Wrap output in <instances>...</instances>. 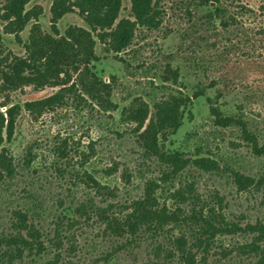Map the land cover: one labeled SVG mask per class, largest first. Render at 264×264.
<instances>
[{"label":"rangeland","instance_id":"374dc122","mask_svg":"<svg viewBox=\"0 0 264 264\" xmlns=\"http://www.w3.org/2000/svg\"><path fill=\"white\" fill-rule=\"evenodd\" d=\"M54 1L29 0L25 11H36L38 16L31 17L19 32H15L16 25L10 29L7 22L0 19V113L5 115L9 107L20 106L13 136L9 142L4 139L2 146L12 158L17 173L2 187L0 230L8 227L13 211H27L36 227L47 234L44 240L50 246V254L37 262L46 264L53 261L57 252L48 242L57 218L74 217L80 223L63 235L69 236L75 253L65 254L64 241L59 251V264H104L101 258L112 251V241L103 236L104 226L96 217L92 216L82 224L83 217L72 213L74 206L88 202L89 198L95 208L123 203L140 197L148 182L156 184L154 196L161 206L170 210L176 207L170 197L172 192L192 184L194 193L200 198L207 199L215 192L223 197L224 212L229 221L241 227L257 220L264 221V190L250 188L237 192L229 179L230 173L225 170L228 166L230 172L234 170L257 179L264 172V158L252 155L238 129L214 126L205 99L211 98L229 113L241 107L249 130L260 137L259 142L264 139V13H261L264 12V0H219V5L227 6L236 16L238 25L227 30L222 29L218 20L202 17L206 8L200 7L199 0L159 1V28L136 27L130 47L117 56L98 43L95 38L98 30L85 23V13L80 8L84 6L82 0L77 1L78 5L70 2L71 10L52 24L50 10ZM119 1L121 5L114 25L119 20L134 21L129 0ZM155 1L151 0V4ZM6 3L7 0H0V15ZM215 6V1L210 0V7ZM240 8L252 10L255 15L241 17ZM34 25L41 34L53 38L64 36L70 27L91 33L96 41L94 52L97 57L93 71L103 84L111 86L110 100L114 109L104 110L91 102L78 85L77 73L71 74L67 85L74 83L76 88L65 95L59 106L31 114L23 108V104L50 97L61 88L31 84L9 89L4 83V74L9 70L7 66L14 58H30L25 46L29 44ZM248 29L252 31L249 33ZM201 64L205 70L200 68ZM167 67L179 70L176 85L162 83ZM211 81L216 83L214 88L210 87ZM196 87L204 90L205 97L193 101L191 116H186L174 136L160 142L161 151H178L189 160L209 158L225 172L212 176L188 165L177 176L168 179L164 174L170 171L169 165L155 154H144L145 147L137 142L134 125L124 122L121 112L136 98L148 103L152 112L153 104L166 99L169 94L189 93ZM62 143L66 144L63 157L56 150ZM90 145L93 155L89 153ZM28 152L33 161L29 170H23ZM82 154H89V157ZM112 165H116V171L107 175L105 170ZM83 173L107 186L115 197L101 196L74 177L76 174L83 177ZM124 174L129 176V182ZM174 234L178 235L177 232ZM188 240L193 239L190 236ZM251 240L252 235L218 237L216 245L209 251L207 264H256V258L243 256L238 250ZM151 246L150 240L143 241L128 253H121L111 264H152ZM200 256L197 255V262Z\"/></svg>","mask_w":264,"mask_h":264},{"label":"trees","instance_id":"16d2710c","mask_svg":"<svg viewBox=\"0 0 264 264\" xmlns=\"http://www.w3.org/2000/svg\"><path fill=\"white\" fill-rule=\"evenodd\" d=\"M77 1L79 0H55L50 10L52 24L71 10L70 2L78 5ZM82 1L84 6L80 8L85 13V23L91 29L98 30L95 36L98 43L115 56L128 50L136 27L156 30L160 26L161 18L157 4L162 0H156L152 4L151 0H129L134 21L119 20L115 25L121 5L119 0ZM214 1L216 6L211 8L210 0H199L200 7L206 8V14L202 17L218 20L224 30L237 26L236 16L231 14L228 7L219 5V0ZM28 2L29 0H7L0 19L6 21L10 29L11 26L16 25L15 32L21 31L31 17L35 19L38 16L36 11H25V5ZM240 11L241 17L255 15L254 11L247 8H240ZM261 13L264 12L261 11ZM248 30L249 33L252 31V29ZM95 44L96 41L91 33L82 28L70 27L65 31L64 36L53 38L41 34L39 28L34 25L29 44L25 46L30 53V58H14V61L7 66L9 70L4 74V83L9 89L31 84L61 87L50 97L23 104V108L30 114L41 113L45 109L62 104L65 95L77 86L74 83L67 86L71 74L77 73L78 85L91 102L104 110L114 109L115 106L110 100L111 86L103 84L102 79L93 71V64L97 62L94 52ZM80 67H83L81 71ZM200 68L205 70L202 64ZM179 77L178 69L167 67L161 81L176 85ZM210 85L214 88L215 81H211ZM202 97H205V92L200 87L194 88L189 93L177 91L169 94L166 99L155 102L152 112L148 103L141 98H136L121 112L122 120L134 125L137 142L145 147L144 154L146 156L155 154L169 165L171 169L164 174L165 178L177 176L188 165L196 171L212 176L222 172L215 160L204 157L189 160L182 157L178 151L172 150L166 153L161 151L160 142L167 141L169 137L177 133L186 116H191L190 109L193 101ZM205 99L214 126L238 129L242 139L249 145L252 155L255 158H264V139L259 142L260 137L249 130L247 121L242 116L241 107L229 113L216 105L211 98ZM19 110L20 106L13 105L6 110L5 115L0 113V195L2 187L17 173L12 158L2 146L4 139L9 142L13 136L15 119ZM89 149L90 155H93L94 150L91 145ZM56 150L59 156L63 157L66 144L62 143L61 146L56 147ZM82 155L89 157V154ZM32 161L31 152H28L22 169L29 170ZM225 170L230 173L229 179L237 192H244L250 188L256 191L264 190V172L255 179L234 170L230 172L228 166ZM56 171L60 173L58 169ZM115 171L116 165H112L105 170V173L111 175ZM83 175L81 177L76 174L74 177L101 196L115 197L107 186L101 185L88 173ZM124 178L126 182H129L127 174H124ZM154 187H156L154 182H148L140 197L123 203H109L102 208H95L91 198L86 203L74 206L72 213L79 218L83 217L82 224L89 221L92 216L96 217L98 223L104 226L103 236L112 241L114 245L112 251L101 258L104 264L113 263L121 253H128L131 248L138 247L146 240H150L152 245L150 250L153 255L152 264H207V256L210 249L216 245L217 238L230 235H252L250 243H245L238 248L239 254L256 258V264H264V221L257 220L254 224L248 223L244 227L229 221L224 212L223 197L215 192L207 199L200 198L194 193L192 184L172 192L170 197L176 203V207L170 210L165 205L159 204L154 196ZM11 218L13 219L10 220L8 227L0 230V264H26L27 262L37 264L38 261L47 258L50 254L48 248L50 246L46 244L47 240H44V238L47 239V234L36 227L28 212L13 211ZM79 223L74 217L57 218L53 236L48 239L51 247L57 252L53 256V261H47L46 264L60 263L59 251L63 248L64 241L67 246L65 254L75 253L69 236L63 234ZM190 236L193 240L189 242ZM198 254L201 255L199 262L196 259Z\"/></svg>","mask_w":264,"mask_h":264}]
</instances>
